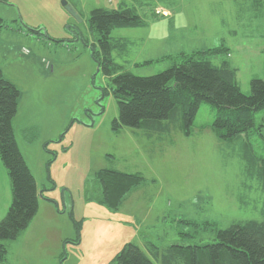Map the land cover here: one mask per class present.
<instances>
[{
  "label": "rangeland",
  "instance_id": "1",
  "mask_svg": "<svg viewBox=\"0 0 264 264\" xmlns=\"http://www.w3.org/2000/svg\"><path fill=\"white\" fill-rule=\"evenodd\" d=\"M62 1L0 0V71L20 93L12 126L39 192L37 213L28 227L3 242L4 264H111L128 242L144 251L147 243L160 249L204 244L233 222L264 220L261 183L245 171L240 146L217 139L210 105H200L189 136L180 117L170 120L167 133L146 135L128 127L112 131L118 105L109 78L93 57L99 48L88 18L94 7H117V0L112 5L64 0L79 20ZM179 2L174 15L176 36L186 35L183 52L224 45V51L209 58L215 64L228 61L240 90L248 94L251 79L264 78V15L253 20L256 10L242 1ZM145 18L150 29L111 31L113 38L154 36L152 43L136 39L112 53L115 62L138 76L173 64L162 58L173 50L160 47L168 18ZM147 60L152 62L144 64ZM255 122L262 123L264 136V111L255 114ZM249 139L264 156L258 132ZM109 167L144 178L117 210L96 201L94 172ZM10 201V180L0 160V219Z\"/></svg>",
  "mask_w": 264,
  "mask_h": 264
},
{
  "label": "trees",
  "instance_id": "2",
  "mask_svg": "<svg viewBox=\"0 0 264 264\" xmlns=\"http://www.w3.org/2000/svg\"><path fill=\"white\" fill-rule=\"evenodd\" d=\"M154 4L152 0H134L121 2L117 7L90 10L88 25L96 33L99 48L98 57L95 53L93 57L102 74L109 78L111 95L118 105L112 131L128 127L146 135L153 131L167 133L170 120L180 117L182 131L189 136L200 105L206 103L215 111L212 129L217 139L240 146L238 154L245 163V171L256 176L264 190V156L257 154L249 139L257 131L264 141L260 133L262 123L256 125L255 122V114L264 111V78H252L250 92L243 93L237 82L236 69L228 61L215 64L209 58L224 51V45L181 52L173 57L163 56L171 58L173 64L150 76L134 75L115 62L113 51L127 48L128 40L111 37V31L145 26L147 16L164 17L161 11H156ZM261 11L264 12V3ZM31 30L40 33V29ZM150 62L152 60L143 63ZM19 95L17 87L0 71V160L7 169L11 192L10 205L0 219V264H4L6 256L3 242L16 239L38 209L36 180L18 148L12 126ZM94 176L98 182L96 201L115 210L144 182L138 173H126L112 167L100 168ZM145 250L128 242L111 264H154L150 256L159 264H264V220L233 222L227 228L218 229L213 242L172 244L162 249L147 243Z\"/></svg>",
  "mask_w": 264,
  "mask_h": 264
},
{
  "label": "crops",
  "instance_id": "3",
  "mask_svg": "<svg viewBox=\"0 0 264 264\" xmlns=\"http://www.w3.org/2000/svg\"><path fill=\"white\" fill-rule=\"evenodd\" d=\"M132 1H134V0H119V1L117 0L116 4L118 5L121 2L131 3ZM152 1H155L154 5L156 6V11H161L163 13L164 17L168 18V22H169V24L167 25L168 27H167L166 34H162V36H160V41H162V42H160L161 49L166 50V51L173 50L170 53L167 52L168 55L175 53V51H178V53L183 52L182 49H186V48L184 47L183 43H181V40H184L186 35L184 37L179 36V35L176 36V32L178 31V28H176V26H175V15H174L175 11L180 6L179 0H152ZM231 1L232 2L242 1V3H246L247 7L249 6L253 9H255L256 12L253 15V17H254L253 20L261 19V15L264 14V12L261 11V6L263 5L264 0H252V1H249V0H231ZM190 2L191 1H189V3ZM198 3H200V2L198 1ZM198 3H197V1H192V6H199ZM237 3L239 4L240 2H237ZM182 6H183V4H182ZM239 8L241 9V7H239ZM262 12H263V14H262ZM238 15L241 16L242 12L241 13L238 12ZM155 21H152L151 28H152V26H154L152 24H154ZM147 25L149 26L150 24H146V26ZM148 26L145 28L150 29ZM136 39L137 40L139 39V41L141 43L143 41L146 42L147 40H150L152 43L154 41V36L149 33V36L146 35V37L145 36L137 37L131 33L130 35H128V38H126V40H128V43H134L133 41ZM174 49H176V50H174Z\"/></svg>",
  "mask_w": 264,
  "mask_h": 264
},
{
  "label": "water",
  "instance_id": "4",
  "mask_svg": "<svg viewBox=\"0 0 264 264\" xmlns=\"http://www.w3.org/2000/svg\"><path fill=\"white\" fill-rule=\"evenodd\" d=\"M62 5L64 6V8L66 9V11H68V13L70 15H72L75 19H80L78 13L76 12V10L74 9V7L70 4H68L66 1H62Z\"/></svg>",
  "mask_w": 264,
  "mask_h": 264
},
{
  "label": "built area",
  "instance_id": "5",
  "mask_svg": "<svg viewBox=\"0 0 264 264\" xmlns=\"http://www.w3.org/2000/svg\"><path fill=\"white\" fill-rule=\"evenodd\" d=\"M109 5H112L113 3L116 2V0H105Z\"/></svg>",
  "mask_w": 264,
  "mask_h": 264
}]
</instances>
